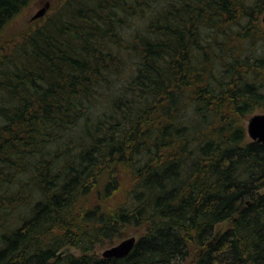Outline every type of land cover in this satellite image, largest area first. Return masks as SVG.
<instances>
[{
    "label": "trees",
    "instance_id": "16d2710c",
    "mask_svg": "<svg viewBox=\"0 0 264 264\" xmlns=\"http://www.w3.org/2000/svg\"><path fill=\"white\" fill-rule=\"evenodd\" d=\"M30 1L0 0V32ZM247 2L65 0L0 47V264H264ZM128 225L126 257L90 254Z\"/></svg>",
    "mask_w": 264,
    "mask_h": 264
},
{
    "label": "rangeland",
    "instance_id": "374dc122",
    "mask_svg": "<svg viewBox=\"0 0 264 264\" xmlns=\"http://www.w3.org/2000/svg\"><path fill=\"white\" fill-rule=\"evenodd\" d=\"M64 1L65 0H31L29 4L19 13V15L16 16L12 20V22L0 32V47H6L7 49L10 48L11 45L7 44V42L14 39V37L17 36L19 33H22L25 30H27V27L31 22L30 21L31 17L39 9H41L46 3H49V8L46 12V14L49 16V15L54 14V12L57 11V9H59L63 5ZM252 3H253V0H248L247 2L248 5H251ZM263 13L264 11L262 13H259L256 11L247 10L244 15H247V18H249L248 15H251V19L255 22V24L260 25L262 28H264V25L262 24ZM148 17H149L148 14H146V17L143 19L144 22H142L143 24H146L148 22L147 20ZM126 33H128V31ZM263 42H264V39H263ZM262 46H263L262 41L261 43L257 44L258 48L260 47L262 48ZM128 73L129 72H126L124 77ZM255 114H264V106H261V105L257 106L251 114L243 118V126L245 128H246L249 118ZM124 188H129V186L125 185ZM94 201L96 202V198L94 199ZM228 227H229V222H223L217 225L214 230L215 235H219L223 233L225 230H227ZM143 230H144L143 227H134L131 225L124 226L123 228L119 229V232L116 236H112L111 238L112 242L111 241L108 242V240H103V241L101 240L95 245H93V248L90 254H92L95 257H102V253L105 250L111 248L114 245L119 244L123 240L130 238V237H135L137 239L142 234ZM66 251L69 254H72L75 256L81 254L80 251L76 250L73 247H67ZM193 257L194 255L192 251L191 255L182 264H188V261L192 259Z\"/></svg>",
    "mask_w": 264,
    "mask_h": 264
},
{
    "label": "water",
    "instance_id": "95a60500",
    "mask_svg": "<svg viewBox=\"0 0 264 264\" xmlns=\"http://www.w3.org/2000/svg\"><path fill=\"white\" fill-rule=\"evenodd\" d=\"M48 8L49 3H46L31 17V21L43 17L46 14ZM262 23L264 25V13L262 16ZM246 134L250 140L257 141L264 146V114H255L249 118L246 125ZM135 243V237L127 238L119 244L105 250L102 253V258H124L131 252Z\"/></svg>",
    "mask_w": 264,
    "mask_h": 264
}]
</instances>
